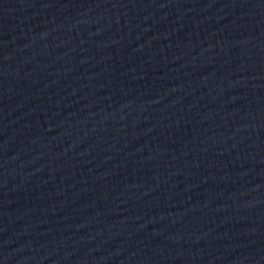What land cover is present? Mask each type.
I'll return each mask as SVG.
<instances>
[{
    "label": "water",
    "instance_id": "1",
    "mask_svg": "<svg viewBox=\"0 0 264 264\" xmlns=\"http://www.w3.org/2000/svg\"><path fill=\"white\" fill-rule=\"evenodd\" d=\"M0 264H264V0H0Z\"/></svg>",
    "mask_w": 264,
    "mask_h": 264
}]
</instances>
